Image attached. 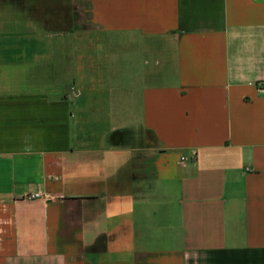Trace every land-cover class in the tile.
I'll list each match as a JSON object with an SVG mask.
<instances>
[{
  "label": "crops",
  "instance_id": "0c3cea01",
  "mask_svg": "<svg viewBox=\"0 0 264 264\" xmlns=\"http://www.w3.org/2000/svg\"><path fill=\"white\" fill-rule=\"evenodd\" d=\"M0 264H264V0H0Z\"/></svg>",
  "mask_w": 264,
  "mask_h": 264
},
{
  "label": "built area",
  "instance_id": "2783aa9c",
  "mask_svg": "<svg viewBox=\"0 0 264 264\" xmlns=\"http://www.w3.org/2000/svg\"><path fill=\"white\" fill-rule=\"evenodd\" d=\"M193 159H195V157H193ZM181 161L186 162V161H188V158L183 155V156H181ZM16 196L21 197V198H29V199L49 198L48 194H42L40 192H31L28 194H18Z\"/></svg>",
  "mask_w": 264,
  "mask_h": 264
}]
</instances>
